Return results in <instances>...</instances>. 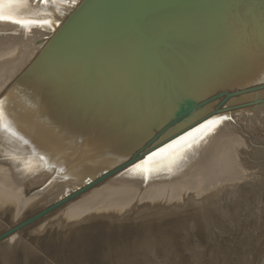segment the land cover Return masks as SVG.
Listing matches in <instances>:
<instances>
[{
  "label": "water",
  "instance_id": "95a60500",
  "mask_svg": "<svg viewBox=\"0 0 264 264\" xmlns=\"http://www.w3.org/2000/svg\"><path fill=\"white\" fill-rule=\"evenodd\" d=\"M259 59L264 60V0H82L9 91H15L19 99L26 97L33 107L46 92L49 107L43 118L57 125V131V121L66 120V109L85 111L92 105H111L115 98L124 105L130 98L134 105L127 107L134 115L122 116L112 125L104 124L110 120L105 115L93 122L100 121V130L108 131V137L121 139L102 155L122 157L54 203L8 222L0 231L2 263L15 264L24 254L35 264H116L148 244L182 246L189 239L184 232H190L194 219L185 205L163 208L155 217H149L151 213L137 217L88 214L71 222L52 244L43 243L38 235L48 228L52 214L70 200L130 171L174 137L214 117L251 108L245 107L252 104L250 100L231 101L264 91V80L244 87L236 82L240 69ZM143 100L147 105L157 102V111L136 127ZM261 100L259 104L264 105ZM215 103V109L193 120ZM90 127L64 131L82 129L83 140ZM170 132L174 134L169 136ZM12 236L19 241L9 252L4 243Z\"/></svg>",
  "mask_w": 264,
  "mask_h": 264
},
{
  "label": "bare ground",
  "instance_id": "6f19581e",
  "mask_svg": "<svg viewBox=\"0 0 264 264\" xmlns=\"http://www.w3.org/2000/svg\"><path fill=\"white\" fill-rule=\"evenodd\" d=\"M81 2L82 0H0V18H2L0 19V105L3 108V115L0 116L1 213L16 210L18 214L15 213V216H19V213L22 215L21 211L23 212L24 208L35 204L33 203L35 200L38 201L39 196L42 195V191H38V189L48 181H50L51 190H54V194L57 193L56 195L58 196L66 188L72 191L73 186L84 182L88 177H94L99 171L113 164L115 165L117 161L121 160V154L112 156L102 155L103 150L116 148L121 143V139L108 137V134H110L108 131L100 130L102 123L100 124V121L93 122L97 119L101 120V116L105 115L106 118L110 116V120H106L104 124L108 121L112 125L115 120L122 116L129 118L127 117L128 115H134L133 110L127 107L128 105H134V102H130V98H128L124 105H120L117 98H115V101L111 105L102 107L92 105L91 108H98L97 111L92 110L90 107L85 111L82 108L81 111L78 109H72V111L66 109L64 110L66 120L61 123L56 120L60 128V131H57V125H52L48 122V119L43 118L44 115H47L49 107V104L45 101L48 97L46 92L43 98H41V103L33 107L26 97L19 99L15 91H9L12 84L22 74L26 73L28 68L42 53V50L47 46L50 39L57 33L59 27L62 26L66 15L70 14ZM236 79L238 83L237 87H244L252 83H260L261 80L263 81L264 60H253L243 66L237 74ZM104 96L109 98L107 94ZM262 96H264V93L260 92L259 94L256 93L253 96L242 98V100H250L252 103L246 105L245 107L251 106V108L242 111V113L240 111V113L236 114H224L214 117L208 120L212 121L211 124H208V121H206L200 126L174 137L160 148L164 149V151H159L160 149L156 151L158 155L153 156L151 160H144L140 163L139 168L133 167L123 175L113 179L110 178L96 186L100 189H92L90 195L95 200L90 199L94 200L92 202L94 204L90 207L87 205L88 203L84 206L85 202L83 204L80 203L82 206H79L82 208L79 207V209L81 211L87 210L83 214L101 212L115 217L144 205L156 207L157 209H174L184 207L188 201L193 199L196 203L206 200L209 195L208 193L214 190L212 188L213 185H217L218 182L217 180L215 183L207 182L211 178L207 180L209 177L207 176L208 178L206 179V176H204V171L206 170V168L205 170L203 168L205 167L204 165H208L222 151L224 153L230 152L232 146H236L233 144L240 143L241 145H245V140L239 137L241 134L233 136V133L237 131L230 120V116L233 115L240 119L241 122H245L247 124L246 127L250 129L252 125L263 123L264 106L261 104L253 105V101H256L257 98L260 100ZM155 105H157L155 101H149L147 105L145 100H143L140 105L141 115L135 116V120L137 121L136 127H140L150 121L157 111ZM212 109H215L212 105L205 107L195 115L193 120L201 118ZM224 117L228 119H222ZM89 118L93 121L91 122ZM57 119L60 120L58 117ZM90 126H92V129L89 130V135L83 140L80 139L81 136L79 135L82 129L71 133L64 131L65 128H91ZM207 128H211V132L214 130L212 128H217V133H214L215 135L212 138L210 137V140L208 139V145L204 146L207 149L205 153L202 150L204 155L202 153L200 156L201 151L198 149L199 146L196 145V141H199L198 138L201 139L199 137L200 132L207 130ZM84 130L87 131L86 129ZM173 132H170L169 136H172ZM207 133L209 132L205 134ZM199 143L200 141L198 145ZM204 147L201 146V149ZM239 149L241 150V148ZM229 155L226 156L229 157ZM235 156L237 157L236 153ZM217 157L219 158V156ZM217 165L215 164V168H217ZM208 166L210 168L213 165L210 164ZM238 166L237 168L239 169ZM227 167L229 168V166ZM218 172H222V170ZM241 172L244 173V171ZM226 176L229 177L228 175ZM229 181L231 182V180ZM222 182L224 181L222 180ZM35 190L37 191L28 197ZM85 195L81 196L85 198ZM86 200L84 199L83 201ZM144 200H149V202H143ZM50 201L53 200L51 199ZM73 206L75 204L68 206V208L66 207L71 212L68 211L69 216L80 217L82 213L77 208L78 204L76 205L77 207H74L75 212L74 208H72ZM85 206L89 208L83 209ZM76 209H78L77 213ZM65 212L67 213V210ZM158 212L160 213L161 211ZM70 214L73 215L71 216ZM73 218L75 219V217ZM18 241V236L9 237L4 243L5 250L13 252ZM4 260L5 258L0 255V264H3ZM15 264H35V262L32 258H26L23 254L16 259Z\"/></svg>",
  "mask_w": 264,
  "mask_h": 264
},
{
  "label": "rangeland",
  "instance_id": "374dc122",
  "mask_svg": "<svg viewBox=\"0 0 264 264\" xmlns=\"http://www.w3.org/2000/svg\"><path fill=\"white\" fill-rule=\"evenodd\" d=\"M260 92L264 93V91H260ZM260 92H258L257 94H259ZM263 98L264 96H262V99ZM239 101H242V98L238 100L236 99L235 101L232 100L231 103L238 104ZM261 101H262L261 99L259 101H253V105L256 104L258 105L259 103H261ZM212 106L216 107V103L212 104ZM228 106L229 108H231L232 105H228ZM246 109L247 108L239 109L233 112L236 114L238 112L240 113L241 111L242 113V111ZM228 115L231 114L228 113ZM230 120L232 121L233 126L237 131L236 132L237 134L233 133L234 135L233 134L232 135L238 136L239 134H241L239 135V137H242V139L245 140V145L244 144L241 145L240 143L233 144L234 146L235 145L236 146L235 147L232 146L231 151L234 149L235 150L232 152L231 151L228 152L229 154L231 153L230 155L227 152L224 153V151L221 152L222 154L220 153L216 155L215 158L211 160L212 162L210 161L211 163L209 162L208 164V165L210 164L213 165L215 168V164L217 165L218 162V165L216 166L217 168H215V170L213 166H211L210 168L208 165H204L205 167L202 166L204 170L206 168V170L204 171V176H206V179L208 177L209 178L207 180L211 178L210 179L211 181L209 180L207 182L215 183V181L217 180L218 184L213 185L212 188L214 190L208 193L209 195L207 199L209 200L206 199L201 201V203H196L194 202L193 199L185 204V206L188 207L187 210L191 212L192 218L194 219L198 218L197 219L198 221L196 223H193L194 219H191V222L189 224V227H191L190 232H186L187 230H185L184 232L185 234H187L189 239L184 237L186 239L183 240L182 246L178 245L177 243L176 244L172 243V245L165 244L162 247H153V244L145 245L135 253H131V255L124 257V259L116 260V264H264V122L258 123V125L256 124L252 125V128L250 129L246 127L247 124H245V122L243 121L241 122L240 119H238L233 115L230 116ZM212 129H214L212 130V132H211V128H207V130H202L199 134L200 135L199 137H201V139L198 138V140L200 141V143L201 141H203L201 144L199 143V145H198L199 141H196L197 142L196 145L199 146L198 149L201 151L200 156L203 153L202 150L205 153V150L207 149V147L204 146H207L208 141L217 133V128H212ZM206 132L209 133L205 134ZM204 134L207 138L204 136ZM200 145L204 148L201 149ZM239 148H241V150ZM234 152L237 154V157L235 156ZM226 155H229V157ZM217 156H219V158ZM218 159L219 161H217ZM234 159L239 160L237 161L238 164ZM224 160L226 162L227 160L229 161L226 163ZM232 161L236 163L234 164L232 163ZM226 165L229 166V168ZM234 165H235V169H234ZM221 166L223 168L224 167L226 168L223 169ZM237 166L239 167V169L237 168ZM209 169L211 170L209 171ZM221 170L222 172H218ZM240 170L244 171V173L241 172ZM209 172H211L212 174ZM226 175H228L229 177H227ZM113 178L115 177H112L111 179ZM222 180L224 182H222ZM229 180H231V182ZM49 183L50 181H48L41 188L38 189V191H42V195H40L38 198L39 202L35 200L33 202L35 204L29 205L26 208H24L23 212L21 211L22 215L19 213V216H15L16 215L15 213L18 214V211L16 210L5 213L0 212V217H1L0 231L4 229V227L7 225L8 222L24 219L32 212L37 211L38 207L42 208L48 206L51 203H54L56 200L61 199L62 198L61 195L64 196L67 190L68 192L70 191L68 188H66V190H63V192H61L62 194H58L57 196L56 195L57 193L54 194V190H51L52 187H50ZM47 184H48V188H47ZM73 187H74L73 189H75L77 185ZM97 188L99 187H94L92 189H97ZM92 189L88 191V193L87 192L85 193L87 195L85 194L82 195V196L85 195V198L79 196L76 199L70 200L68 203H66L68 205L65 204L63 206L64 208L61 207L55 213L52 214V216L49 219L50 223L48 228L40 234L36 233L39 234L38 235L39 237H42L44 239L43 243L46 242L51 243L54 240H55L54 243H56V241L60 238L59 234L61 235L63 233V230H65V228L67 229L70 226L71 222H73L77 218L79 219L80 217L82 218L83 216L88 215L87 213L83 214L87 212L86 209L81 211L79 207H81L84 202L85 203L83 204V206L86 205V203H88L87 205H89L90 207L91 205L94 204L92 202H94L95 198L92 195H90ZM36 191L37 190L32 191L28 195V197L32 196V194ZM44 191L46 192L45 195H44ZM42 197L44 198V200H42L43 199ZM49 198L50 200L52 199L53 201H50ZM83 198L87 200L83 201L84 200ZM90 198L94 200H91ZM145 201L149 202V200H144L143 202ZM89 202L91 203L89 204ZM74 204L75 206L78 204V207L77 206L76 207L79 209V211H81L83 216L82 215L80 217L72 216L75 212V208H74L75 206L72 207L74 208L73 209L74 212L72 211L73 214H70L72 217L69 216L70 210H68L67 208L68 206H72ZM84 208H89V207L85 206L83 207V209ZM78 209H76V213ZM162 209H157L156 207L154 208L152 206L150 207L148 205H144L141 206L140 208H135L133 210H130L124 213L123 215L124 216L132 215L133 217H137L140 215L151 213L149 217H155L161 213V212L159 213L158 211H161ZM66 210L68 215L65 212ZM73 217H75V219ZM155 235L156 234L153 233L154 237ZM31 246L33 249H35L33 245ZM109 254L112 256L111 252H107V254L105 255H109ZM125 254H129V252H126ZM82 264H99V263L84 262ZM108 264H112V262H109Z\"/></svg>",
  "mask_w": 264,
  "mask_h": 264
},
{
  "label": "snow or ice",
  "instance_id": "6c2138e0",
  "mask_svg": "<svg viewBox=\"0 0 264 264\" xmlns=\"http://www.w3.org/2000/svg\"><path fill=\"white\" fill-rule=\"evenodd\" d=\"M0 19H2V18H0ZM18 22V21H17ZM3 115V108H2V105H0V116H2ZM222 119H228L227 117H224V118H222ZM212 123V121H208V124H211ZM203 127V126H202ZM189 135H191L190 133H189ZM159 151H164V149H160ZM155 155H158V152H153L151 155H149L148 157H147V160H151L152 159V157L153 156H155ZM146 162V161H145ZM135 167L136 168H139L140 167V164H136L135 165Z\"/></svg>",
  "mask_w": 264,
  "mask_h": 264
}]
</instances>
